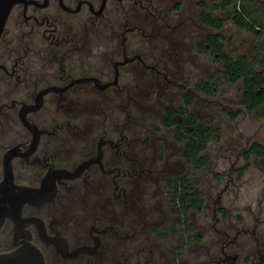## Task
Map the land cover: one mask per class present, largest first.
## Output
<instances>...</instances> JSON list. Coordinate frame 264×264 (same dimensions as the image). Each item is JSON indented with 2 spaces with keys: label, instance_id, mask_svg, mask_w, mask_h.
I'll use <instances>...</instances> for the list:
<instances>
[{
  "label": "flooded vegetation",
  "instance_id": "obj_1",
  "mask_svg": "<svg viewBox=\"0 0 264 264\" xmlns=\"http://www.w3.org/2000/svg\"><path fill=\"white\" fill-rule=\"evenodd\" d=\"M214 2L12 5L0 35V181L13 147L15 184L38 188L49 171L64 173L49 198L21 210L45 264H264V221L250 209L232 226L231 164L217 170L216 150L206 153L222 135L216 109L232 120L224 103L244 100L241 78L240 101L224 90L234 85L222 34L232 23L202 20L223 17ZM190 137L208 140L192 149L194 163ZM6 225L12 240L1 252L20 244L10 219L0 233Z\"/></svg>",
  "mask_w": 264,
  "mask_h": 264
},
{
  "label": "rangeland",
  "instance_id": "obj_2",
  "mask_svg": "<svg viewBox=\"0 0 264 264\" xmlns=\"http://www.w3.org/2000/svg\"><path fill=\"white\" fill-rule=\"evenodd\" d=\"M222 34L224 35L223 40L225 38L228 39V49L230 52H233V59L237 58V56H244L248 60L253 58L254 41L248 32L239 30L227 22L222 28ZM256 69L260 70V67H256ZM241 89V81H236L233 86L224 85V90L230 95V102L231 100H235L236 102L240 101ZM224 105V110L229 109L231 112L236 113V117L235 119L228 120L221 115L220 111H218L221 110V108L216 109L217 111L214 113L212 119L219 127L222 135L216 140V143H212L209 146L206 153L208 154V152L214 151V149L216 150L217 167L215 166L214 161H211L210 164L212 167L217 168V170H220L221 167H224L227 164H231V166H229L228 177L225 178L226 173H224V179L227 181L231 179V177L233 179L235 178L234 183L232 184L233 190H235V192L239 191L237 198H234L230 207L232 217L230 222H232V226H235L236 223L238 225L237 220L235 221L234 219L236 214L247 212V210L250 209H253V211L258 214L260 218L259 221H264V168H259L257 166L258 160L255 158L247 161L243 155L252 142L264 145V116L256 118L249 112L245 111L243 109L244 107L239 103H224ZM210 123L213 125L212 122ZM218 154H220L219 159ZM224 156L227 157L223 159L222 157ZM239 171H241V173H239ZM205 172V168L202 167L198 172L200 179H203ZM234 195L236 196V194ZM240 215L243 216V214ZM244 223L246 224L247 220H244ZM248 227H252L251 223ZM229 229L231 230V228ZM191 234H193V232H191L190 235ZM11 236V226L6 225L0 233V248H5L11 244ZM214 237L217 239L216 235L211 238ZM249 237V235H242L241 237L244 242H248L247 252L250 250L253 251L255 247L253 243H250V240L248 241V239H250ZM189 239L190 236H188L187 240ZM187 240L185 239L184 242H188ZM157 243L161 245L160 238L157 239ZM217 247L218 246L215 248ZM186 252L187 251L185 250V253Z\"/></svg>",
  "mask_w": 264,
  "mask_h": 264
},
{
  "label": "trees",
  "instance_id": "obj_3",
  "mask_svg": "<svg viewBox=\"0 0 264 264\" xmlns=\"http://www.w3.org/2000/svg\"><path fill=\"white\" fill-rule=\"evenodd\" d=\"M213 10L223 14L222 18L207 12L202 14V20L220 30L222 22L228 20L239 30L248 32L254 41L253 58L246 59L237 56L236 59L227 61V73L231 83L238 79L243 80V109L256 118L264 116V0H215ZM256 67H260L257 70ZM208 140H200L190 137L186 146V156L194 163V151L206 148ZM249 161L252 158L258 160V165L264 168V145L252 142L243 153ZM206 160L200 158V166ZM197 163V161H195ZM229 174V172H228Z\"/></svg>",
  "mask_w": 264,
  "mask_h": 264
},
{
  "label": "water",
  "instance_id": "obj_4",
  "mask_svg": "<svg viewBox=\"0 0 264 264\" xmlns=\"http://www.w3.org/2000/svg\"><path fill=\"white\" fill-rule=\"evenodd\" d=\"M17 1L21 0H0V35L10 9ZM34 135L37 136L38 132H34ZM16 149L17 147L11 148L3 156V178L0 181V229L6 217L12 218L14 236L21 245L8 251L0 252V264H45L41 251L32 243L26 241L24 229L21 228L23 227V221L20 217L21 210L25 200L29 204H37L43 198H49L55 188V177L58 180L64 173L49 171L38 188L17 185L14 183L10 166L11 156Z\"/></svg>",
  "mask_w": 264,
  "mask_h": 264
},
{
  "label": "bare ground",
  "instance_id": "obj_5",
  "mask_svg": "<svg viewBox=\"0 0 264 264\" xmlns=\"http://www.w3.org/2000/svg\"><path fill=\"white\" fill-rule=\"evenodd\" d=\"M12 159V158H11ZM60 178V177H59ZM55 179H57L56 177H55ZM55 179H54V184H55ZM2 183V182H1ZM27 203H29L27 200H25L24 201V204H27ZM20 217H22V216H20ZM5 219H10L12 222H13V219L12 218H10V217H6ZM21 245V243L18 245V246H20ZM18 246H16V247H18Z\"/></svg>",
  "mask_w": 264,
  "mask_h": 264
}]
</instances>
